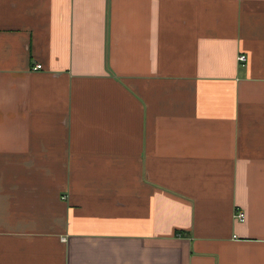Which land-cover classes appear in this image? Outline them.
Returning a JSON list of instances; mask_svg holds the SVG:
<instances>
[{
    "label": "crops",
    "instance_id": "obj_1",
    "mask_svg": "<svg viewBox=\"0 0 264 264\" xmlns=\"http://www.w3.org/2000/svg\"><path fill=\"white\" fill-rule=\"evenodd\" d=\"M0 264H264V0H0Z\"/></svg>",
    "mask_w": 264,
    "mask_h": 264
},
{
    "label": "built area",
    "instance_id": "obj_2",
    "mask_svg": "<svg viewBox=\"0 0 264 264\" xmlns=\"http://www.w3.org/2000/svg\"><path fill=\"white\" fill-rule=\"evenodd\" d=\"M239 60L243 63V62H246L247 60V57L246 55L242 54L239 56ZM42 69V65L40 64H37L35 67H34V70H41ZM235 218L236 220L238 221H244L245 220V213L242 212V211H238L236 212L235 214Z\"/></svg>",
    "mask_w": 264,
    "mask_h": 264
}]
</instances>
